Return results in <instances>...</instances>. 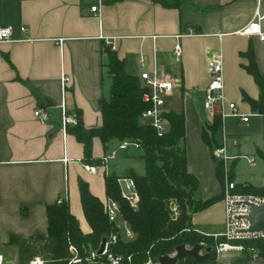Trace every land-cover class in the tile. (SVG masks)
I'll return each mask as SVG.
<instances>
[{
  "label": "crops",
  "instance_id": "obj_1",
  "mask_svg": "<svg viewBox=\"0 0 264 264\" xmlns=\"http://www.w3.org/2000/svg\"><path fill=\"white\" fill-rule=\"evenodd\" d=\"M91 2L0 0V26L12 30L11 40L0 42V254L12 250L18 257L17 246L9 243L12 234L23 238L47 234V206L63 196L80 232H91L78 183L85 181L100 202L106 198L105 176L99 171L88 172L84 163L99 161L107 150L95 136L91 141L92 162L84 161V145L71 127L64 133L61 120L64 106L80 115L84 130L102 125L101 98L107 97L110 82H106L102 66L107 47L101 36L113 37L114 56L123 60L126 73L139 78L138 61L142 57L150 75L172 79L175 88L166 97L163 110L184 114L185 167L199 184L194 199L216 198L192 212L190 226L209 234L225 229L224 183L216 175V163L201 133L220 111L230 113L227 102H233L241 113L254 114L242 93L257 99L259 89L245 67L247 55L252 53L264 78V42L237 31L249 23L257 8L264 13V0H102L99 16L89 13ZM187 30L194 34L175 39L176 34ZM177 41L181 45L179 62L172 54ZM217 56L221 57L225 101L222 108L215 106L216 115L211 116L203 106V92L209 83L206 63ZM63 74L68 77L64 90ZM38 107L46 112V120L34 117ZM254 117L264 120L260 114L251 115L246 122L231 116L220 119L221 132L239 140L235 146L227 143L228 153L256 156L253 166L243 158L230 162V168H236L231 171V180L239 193L245 187L259 188L264 183L263 161L258 153L264 149V136L254 145L240 146L244 139L238 132L226 131L224 120L232 118L240 124ZM139 121L144 122L141 117ZM220 137L216 132L218 142ZM136 151L119 152L110 163V172L115 173L116 160L139 157L141 149ZM241 160L249 168L260 160L256 180H250L254 179L253 170L247 177L236 179L242 173ZM135 173L143 174L144 165Z\"/></svg>",
  "mask_w": 264,
  "mask_h": 264
},
{
  "label": "trees",
  "instance_id": "obj_2",
  "mask_svg": "<svg viewBox=\"0 0 264 264\" xmlns=\"http://www.w3.org/2000/svg\"><path fill=\"white\" fill-rule=\"evenodd\" d=\"M104 52L110 57L111 64L106 65L105 62L102 65L104 69L109 67L110 76L108 95L101 98L102 125L86 131L82 128L80 121V124L71 127V130L76 139L84 145L83 159L86 162H92L91 141L97 136L105 150H108L114 142L124 138L140 142L139 157L144 165L143 174H129L134 179L139 194L140 202L137 209H132L126 201L120 199L119 187L116 183L118 176L115 173L105 178L106 197L118 201L120 216L128 222L130 230L134 233V237L127 240L118 234L110 251L123 256L131 255L133 263L137 264V260L144 258L147 252L153 256L154 260L158 255L166 254L167 252H160L162 248L158 245L163 246L165 242H168L170 251L177 244L190 243L193 245L200 243L203 239L207 246L213 245L212 238L185 230L191 225L192 212L210 205L216 198L208 201H197L192 198L199 184L196 177L185 167L186 155L182 145L185 132L183 112L166 111L163 116L168 128L163 136L158 137L153 127L139 121L141 112L149 107V104L142 99L145 88L140 84L139 78L126 73L123 69V60L114 56L113 51L106 48ZM247 57L249 62L245 68L257 83L259 96L257 99H251L242 93L243 99L248 102L253 113L264 115V78L258 71L253 54L248 53ZM220 126V117L214 116L212 122L202 130L201 140L210 150L219 145L215 133ZM208 130H210L209 134ZM258 153L264 167V152L259 151ZM215 169L217 177L223 180L218 164L215 165ZM78 188L84 217L90 225L91 232H80L78 222L69 213L67 203L48 205L46 209L47 234L37 233L25 238L12 234L10 237L9 243L15 244L18 248L17 261L19 264H28L32 257L40 253L48 257L47 264H64L71 255L69 241L85 252L98 249L102 237L109 236L113 231L119 232L113 223L108 222L107 216L103 213L102 202L90 193L86 182L81 179ZM235 190L238 192V186ZM253 193L264 195V183ZM172 200H175L177 205V216L175 217H172L170 208ZM193 201L196 205L193 210H190L188 205ZM172 236L173 239H171ZM179 237L186 239L179 241ZM244 243L254 248L260 258H264V243L251 241H244Z\"/></svg>",
  "mask_w": 264,
  "mask_h": 264
},
{
  "label": "built area",
  "instance_id": "obj_3",
  "mask_svg": "<svg viewBox=\"0 0 264 264\" xmlns=\"http://www.w3.org/2000/svg\"><path fill=\"white\" fill-rule=\"evenodd\" d=\"M102 3V0H92L89 13H92L94 16H99V6ZM20 30L25 31L24 26L20 27ZM239 34L243 36H255L260 41L264 42V13H261L257 8L254 11V14L248 24L244 25L239 31ZM194 32L191 30L181 31L176 34L175 39L179 40L180 37L192 36ZM12 30L9 26H0V42L4 40H11ZM103 39L104 47H107L109 50L114 51L116 46L113 41V37L106 36L100 37ZM61 41V40H58ZM172 54L176 62H179L181 58V45L177 41L172 49ZM207 74H208V84L203 92V106L209 115H216L215 106L222 108L225 96H223V81L221 76V57L217 56L214 58L208 59L206 63ZM139 80L141 81L142 87L145 88V91L142 94V99L149 104V107L141 112L140 117L144 120L143 123L153 127L155 129L156 135L161 137L167 131V121L164 118L163 106L165 104L166 97L169 96L175 84L172 79L168 77H159L155 74H149L145 68V63L142 57L138 61ZM68 80L67 75L63 74L61 78V84L63 90L66 88L65 84ZM227 106L230 110L229 114H223V111H220L218 116L220 119H223L225 116L234 117L242 122H246L251 115L259 114L254 112V114L241 113L236 105L233 102H227ZM34 117H38L40 121L46 120V112L44 109L38 107L33 112ZM262 115V114H260ZM264 116V115H262ZM81 117L75 112H71L63 106L62 110V120H61V129L64 133L67 132L68 127H74L80 124ZM221 125V123H220ZM223 125H221L222 127ZM264 136V133H263ZM238 139L234 136L228 135L224 130L221 132V137L219 145L211 149V154L213 155L214 161L219 165L220 169L223 172V183L224 188L222 191V198L224 202V212H225V221H224V231L220 233H204L199 232L193 227L186 228L188 231H195L201 233L206 237H210L213 240H218L215 245H212V250L217 253H227L231 250H236L243 252L244 241L251 242H260L264 243V228L258 231H249V222L247 216L251 212V206H264V195L258 193H239L236 189V183H234L229 177L231 176L230 162L233 159L243 158L249 166H253L256 160V156H250L246 154H241V156H236L229 154L227 151V143L232 145L238 144ZM117 144L107 150L101 157L99 161L95 163H84V168L93 174L96 172H101L105 178L110 176V162L118 156L119 152H124L130 149L139 150L141 149L140 142H137L131 138H124L116 142ZM230 172V173H229ZM117 187H119V197L123 201H126L132 209H137L139 205V194L137 191V186L134 179L129 176H118L116 178ZM67 199L65 196L60 197L57 203H66ZM103 213L107 216L108 222L113 223L115 226L119 222L120 216V206L118 201L113 198L106 197L102 201ZM117 229L122 230V234H125L127 239H131L134 235L133 231L126 225L121 228L119 225L116 226ZM118 232L113 231L106 237L105 248L101 253H97V250H87L84 252L83 256L77 255V249L69 244V249L72 254L70 256L69 264H84V263H106V264H119L121 262H130V256L125 257L121 254L112 253L110 247L118 238ZM204 246H207L206 243L200 242ZM191 247L192 245H188ZM248 252L255 255L254 259H259L260 255L257 254L254 248L249 246ZM174 253V252H173ZM171 253V254H173ZM169 255V254H168ZM171 256V255H170ZM48 260V259H47ZM46 259L41 257H34L30 260V264H46ZM142 264H160L158 260L151 261L150 259L143 262Z\"/></svg>",
  "mask_w": 264,
  "mask_h": 264
},
{
  "label": "rangeland",
  "instance_id": "obj_4",
  "mask_svg": "<svg viewBox=\"0 0 264 264\" xmlns=\"http://www.w3.org/2000/svg\"><path fill=\"white\" fill-rule=\"evenodd\" d=\"M105 58H106L105 59L106 65H110L111 64L110 57L106 55ZM104 71H105V76H106V82L107 81L110 82L109 67L108 66L105 67ZM224 125L226 126V131H234V132L240 133V136H242V140L244 139L241 142L240 146L248 147V146L254 145L255 143H258V142L262 141L261 136H262L263 130H264V120L262 118H259V117L258 118L257 117L250 118V121L248 123H240V124L239 123H235L234 119H232V118H225ZM217 132H219V135H220L221 134V129H218ZM209 133H210V130H208V134ZM132 151L135 152V153L138 152V151H136L134 149H132ZM259 151L262 153V152H264V149L259 150ZM126 158H128V157H126ZM130 158H133V159H129V158L128 159H122V158H120V159L116 160V162H115V168L116 169H114V170H116L115 173L117 172L118 174H121L122 176H125V175H129L131 173H135V172L141 171L142 168H143V160H141L140 157H136V158L130 157ZM134 162H135V165H134V168L132 170V163H134ZM260 166H261L260 160H258L256 165L254 167H252V168H249L243 162V160H241V162L239 163V170L242 171V173L240 175H237L236 179H241L242 176H246L247 177V174L251 170H253V173H255L254 179L250 178V180H256L258 178V176H259V172H260V169H261ZM235 170H236L235 165H233L231 167L232 173ZM219 171H220V175H221V177L223 179L224 175H223L222 169L219 170ZM229 178L232 179V178H234V176L231 175ZM257 189H258L257 187L255 188V187H250L249 186V187H245L244 189L239 190V191L241 193L242 192L253 193V192H256ZM194 196H195V192L192 195L193 199H194ZM195 205H196V202L193 201L192 203H189L188 207H190V210H193ZM170 208H171V212H172V217L177 216V205L175 203V200L170 201ZM117 225H119L121 228H123V226H126V225L129 227L128 222H126L122 216H121L119 222H117ZM118 230H119L118 233L121 234L122 238L127 240V237L125 236V234H122V230L121 229H118ZM185 230H187V229L185 228ZM193 232H195V231H193ZM195 233H197V232H195ZM197 234L198 235H202L201 233L200 234L197 233ZM178 236H180V234H178ZM202 236H204V235H202ZM133 237H134V235H133ZM173 238L174 237L172 236L171 239H173ZM208 238H210V237H208ZM171 239H170V241H171ZM184 239H186V238L185 237H183V238L179 237L178 238L179 241L184 240ZM218 240H220V239H217V240H215V239L213 240L212 239L213 245H215V243L218 242ZM202 242L206 243V241L204 239L202 240ZM165 243L166 244L163 245V246H161V244H158L160 246V248H162L160 252H167L166 254L171 255V253L174 252V248L171 249V251H170V247L168 246V242H165ZM69 244H71L72 246H74L77 249V255L83 256V254H84V250L83 249L79 248L77 245H75L74 243H72L70 241L68 242V246H69ZM187 244L189 245L190 243H186V245ZM243 249H244L243 252H239V251H236V250H231V251H229L227 253H220V254H217V253H215L212 250V252L210 254L211 257L208 260H206L205 262L197 263V262L194 261L193 258L187 256L185 259L179 261L177 264H246L248 261L253 260L254 259L253 257L255 255H252V253L248 252V249H249L248 244L244 243ZM69 252H70V249H69ZM70 254H71V252H70ZM116 254H118V253H116ZM160 255H164V254H160ZM1 256H2V259L0 261V264H19L18 261H17V256L14 257V254H13L12 250L11 251L10 250L6 251V253L1 254ZM36 256L41 257L42 259H46V260L48 258L43 253H40V255H35L34 257H36ZM70 256L72 257V254ZM34 257H32L30 260H32ZM124 257L126 259L127 256H124ZM152 257L153 256L150 255L149 252H147L144 258H142L140 260H137V262H138L137 264H142L143 262H145V261H147L149 259L151 261H153L154 258H152ZM249 257H251V259ZM69 259H70V257L66 260V263H64V264H69ZM130 259L131 260L128 263L123 261V262H121L119 264H134L133 263V259H132L131 256H130ZM156 260H158V259H156ZM49 262H51V260H49ZM28 264H30V262ZM55 264H61V263H55Z\"/></svg>",
  "mask_w": 264,
  "mask_h": 264
},
{
  "label": "water",
  "instance_id": "obj_5",
  "mask_svg": "<svg viewBox=\"0 0 264 264\" xmlns=\"http://www.w3.org/2000/svg\"><path fill=\"white\" fill-rule=\"evenodd\" d=\"M251 212L247 216L249 222V231H258L264 228V206H251ZM106 237H102L97 253H101L105 248ZM212 246H204L202 243H195L191 247L185 244L174 246V253L157 256L160 264H177L187 256L194 259L195 262L201 263L208 260L211 256ZM84 264H106V263H84ZM246 264H264V258L253 259Z\"/></svg>",
  "mask_w": 264,
  "mask_h": 264
},
{
  "label": "bare ground",
  "instance_id": "obj_6",
  "mask_svg": "<svg viewBox=\"0 0 264 264\" xmlns=\"http://www.w3.org/2000/svg\"><path fill=\"white\" fill-rule=\"evenodd\" d=\"M1 259H2V256H1V254H0V261H1Z\"/></svg>",
  "mask_w": 264,
  "mask_h": 264
}]
</instances>
